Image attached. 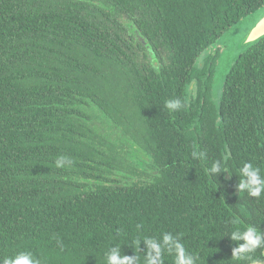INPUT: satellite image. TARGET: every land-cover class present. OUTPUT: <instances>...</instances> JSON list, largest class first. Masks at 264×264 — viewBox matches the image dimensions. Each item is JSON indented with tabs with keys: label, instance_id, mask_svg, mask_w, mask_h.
<instances>
[{
	"label": "trees",
	"instance_id": "1",
	"mask_svg": "<svg viewBox=\"0 0 264 264\" xmlns=\"http://www.w3.org/2000/svg\"><path fill=\"white\" fill-rule=\"evenodd\" d=\"M261 6L0 0V259L106 264L121 246L147 264L143 240L171 234L196 264L264 261V247L234 259L244 241L231 239L249 225L264 232V196L237 188L245 162L264 176V35L217 93L206 54Z\"/></svg>",
	"mask_w": 264,
	"mask_h": 264
},
{
	"label": "clouds",
	"instance_id": "2",
	"mask_svg": "<svg viewBox=\"0 0 264 264\" xmlns=\"http://www.w3.org/2000/svg\"><path fill=\"white\" fill-rule=\"evenodd\" d=\"M166 107L170 110H176L180 107V101L169 100L166 102ZM193 156L195 158L197 154L193 153ZM64 161L65 158L60 157L57 160V167L62 166ZM221 167L222 163L215 161L208 171L218 173L221 171ZM239 173L241 180L237 184V188L240 192L246 190L252 197L264 196V176L261 175L260 169L254 167L251 162H245L239 169ZM245 177H247L246 181ZM233 223L239 224V220H234ZM231 239L234 241H244V243L238 244L232 251V257L236 260H252L250 254L264 247V232L250 225L246 226L243 230L238 228L234 230L231 233ZM143 243L148 249L147 264H162L165 253L174 254L175 264H196L198 259L194 254L187 252L180 240L177 237L174 238L171 234H163L161 242H158L155 238L148 237L143 240ZM120 247L116 246L115 250L109 249L107 251L105 254L106 264H137L138 257L135 254L132 256L121 254ZM0 264H40V261L30 251H21L17 252L14 256L0 259ZM252 264H256V262L252 261Z\"/></svg>",
	"mask_w": 264,
	"mask_h": 264
},
{
	"label": "rangeland",
	"instance_id": "3",
	"mask_svg": "<svg viewBox=\"0 0 264 264\" xmlns=\"http://www.w3.org/2000/svg\"><path fill=\"white\" fill-rule=\"evenodd\" d=\"M264 7L261 6L255 11L243 17L236 24L231 25L223 30L217 40L208 47L206 54L215 55V62L213 65V88L217 93L221 88L224 75L229 69L230 64L235 57L245 50L247 45V35L250 28L258 21L263 13ZM205 57L203 55L199 58V64L203 65Z\"/></svg>",
	"mask_w": 264,
	"mask_h": 264
},
{
	"label": "water",
	"instance_id": "4",
	"mask_svg": "<svg viewBox=\"0 0 264 264\" xmlns=\"http://www.w3.org/2000/svg\"><path fill=\"white\" fill-rule=\"evenodd\" d=\"M263 35H264V10L258 21L250 28L249 34L247 35V41H246L247 45L257 40L258 38L262 37ZM256 264H264V261H257Z\"/></svg>",
	"mask_w": 264,
	"mask_h": 264
}]
</instances>
